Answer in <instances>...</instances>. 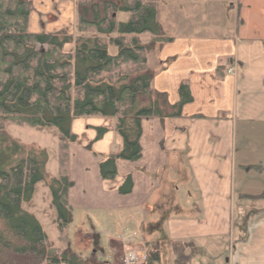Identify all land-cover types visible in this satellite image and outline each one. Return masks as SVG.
I'll return each mask as SVG.
<instances>
[{
	"label": "crops",
	"instance_id": "0c3cea01",
	"mask_svg": "<svg viewBox=\"0 0 264 264\" xmlns=\"http://www.w3.org/2000/svg\"><path fill=\"white\" fill-rule=\"evenodd\" d=\"M170 3L176 8L157 10L173 41L149 55L152 88L174 106L187 85L193 100L180 117L142 122L141 158L119 161L114 181L97 167L91 175L81 164L91 155L71 145L82 168L80 184L69 179L71 212L101 217L89 218L102 229L84 243L105 257L107 237L108 256H91L95 264H120L124 249L146 252L147 243L158 246L160 264L169 254L176 264L177 244L188 245V264H205L227 237L236 242L225 264H264V0ZM127 177L133 187L122 195Z\"/></svg>",
	"mask_w": 264,
	"mask_h": 264
},
{
	"label": "trees",
	"instance_id": "16d2710c",
	"mask_svg": "<svg viewBox=\"0 0 264 264\" xmlns=\"http://www.w3.org/2000/svg\"><path fill=\"white\" fill-rule=\"evenodd\" d=\"M158 2L78 0L75 36L30 32L31 2L0 0V264H85L76 255L67 257L72 255L68 246H53L38 219L23 210L35 185L46 178L47 155L35 149L28 153L7 137L9 123L56 128L64 171L69 144L77 142L73 120L115 118L122 146L100 164L102 178L114 181L119 161L141 158L142 122L180 117L183 106L192 102L187 85L179 87L180 101L174 106L152 88L149 55L173 41L157 21ZM51 183L58 221L68 222L73 183L65 173ZM132 187L127 177L119 192L129 194ZM186 246L175 245L176 264L191 259ZM146 248L143 264H160L158 246L147 243Z\"/></svg>",
	"mask_w": 264,
	"mask_h": 264
},
{
	"label": "rangeland",
	"instance_id": "374dc122",
	"mask_svg": "<svg viewBox=\"0 0 264 264\" xmlns=\"http://www.w3.org/2000/svg\"><path fill=\"white\" fill-rule=\"evenodd\" d=\"M32 4L31 15L29 20V31L34 33H56L67 31L75 34L77 26V2L78 0H29ZM171 0H159L158 10H172L176 8L175 3H170ZM203 14L202 12H199ZM124 20L127 17L124 16ZM76 36V34H75ZM69 49V47L67 48ZM153 58L151 55L150 60ZM115 118H104L102 116L77 117L72 123V133L77 137V142L70 143L68 147L67 166L61 165V142L59 133L56 128H36L28 125H20L9 123L6 126L5 133L11 140L22 146L26 152L44 151L47 155L45 167L46 178L35 185V191L31 199L23 202V210L34 215L41 223L47 237L53 242V246L58 249H64L68 246L72 255H67L72 259L75 255L79 258L88 261L90 264H95L96 260L102 261L108 256L107 237H103L102 247L106 250V255L101 254L99 247L95 249L94 245L86 246L84 243L88 239L87 236L95 232H100L102 228L90 222L92 216L96 213H88L79 210L72 211L68 222L59 218L57 209L55 208L54 194L52 189V179L60 180V177L65 173L71 181L76 179L78 184L81 183V176L78 175V170L81 167H73V156L75 153L71 145L76 144L85 147L91 155L84 156L82 162L83 168L87 169L91 175L95 173V167L100 171V164L104 162L108 156L114 151L117 146L120 149L122 140L117 133ZM105 128L106 132H100V129ZM91 178H93L91 176ZM93 182V181H92ZM56 189V187H55ZM88 214H90L88 216ZM96 223H100L98 216H95ZM90 218V219H89ZM93 220V221H94ZM99 220V221H98ZM233 238L227 237L223 245H217V250L214 252L217 259L204 260L205 264H225L229 257V250H234ZM96 254V255H95ZM169 254V253H168ZM122 255V254H121ZM120 255V256H121ZM91 256H96L91 259ZM83 263L87 264L85 261ZM163 264H173L171 255L164 256Z\"/></svg>",
	"mask_w": 264,
	"mask_h": 264
},
{
	"label": "built area",
	"instance_id": "2783aa9c",
	"mask_svg": "<svg viewBox=\"0 0 264 264\" xmlns=\"http://www.w3.org/2000/svg\"><path fill=\"white\" fill-rule=\"evenodd\" d=\"M145 260L146 256L140 250L135 248H127L121 257L120 262L121 264H141Z\"/></svg>",
	"mask_w": 264,
	"mask_h": 264
},
{
	"label": "water",
	"instance_id": "95a60500",
	"mask_svg": "<svg viewBox=\"0 0 264 264\" xmlns=\"http://www.w3.org/2000/svg\"><path fill=\"white\" fill-rule=\"evenodd\" d=\"M52 264V263H51ZM57 264H60V263H57Z\"/></svg>",
	"mask_w": 264,
	"mask_h": 264
}]
</instances>
